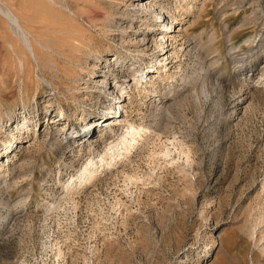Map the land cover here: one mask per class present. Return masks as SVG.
<instances>
[{"label":"rangeland","instance_id":"rangeland-1","mask_svg":"<svg viewBox=\"0 0 264 264\" xmlns=\"http://www.w3.org/2000/svg\"><path fill=\"white\" fill-rule=\"evenodd\" d=\"M0 1V264H264V0Z\"/></svg>","mask_w":264,"mask_h":264},{"label":"bare ground","instance_id":"bare-ground-1","mask_svg":"<svg viewBox=\"0 0 264 264\" xmlns=\"http://www.w3.org/2000/svg\"><path fill=\"white\" fill-rule=\"evenodd\" d=\"M48 2H50V3H55L54 2V0H48ZM152 2V0H150L149 2H147V1H145V0H136V2L135 3H133L132 5H136V6H142V7H139V8H137V9H135V10H139V11H142V12H144V11H146L147 10V8H150V6L149 5H151L150 3ZM152 4H155V0L153 1V3ZM138 12V11H137ZM0 13L5 17V18H7L8 20H9V22L13 25V28H14V30L18 33V35L20 36V38L22 39V41L25 43V45H26V47H27V50L29 51V53L31 54V55H33L34 54V52H33V48H32V46H31V44L29 43V41H28V35H27V33H26V30L22 27V25L20 24V22H19V20H18V16H17V14H16V12L8 5V4H6L5 2H2V1H0ZM157 20V19H156ZM130 21V20H129ZM116 22V26H118V27H121L120 26V23H119V21H117V20H115L114 19V17L113 18H110V17H106V24L107 25H109V26H111L110 24L111 23H115ZM87 23H89V22H87ZM131 23V22H130ZM162 23H165V21L163 20L161 23H160V25L162 24ZM166 24V23H165ZM170 25L171 24H166V25H164V28H163V30H165L166 31V33L169 31V28L171 29V27H170ZM96 26V25H95ZM126 28H127V26H125V27H123V28H121L123 31H125L126 30ZM122 32V31H121ZM164 33V32H163ZM162 35V38H165V37H168V36H165L166 34H161ZM169 35V34H168ZM75 39H77V38H75ZM168 39V38H167ZM186 42H187V40H186ZM79 56V55H78ZM153 64H150V65H148V66H152ZM107 67H110V65H106ZM146 66H142V65H140L139 67H138V69L133 73L134 74V78L135 77H137L138 79H140V81H136V84H137V86L139 85L140 87L141 86H144V84L146 85V83H145V81H144V78H146V74L147 73H149L150 71L149 70H152L153 69V67H152V69L151 68H148V67H146L147 69H145L144 70V68H145ZM121 68L123 69V70H119L118 71V73H122V74H124L125 75V77H126V67L124 68V64L123 65H121ZM133 69V68H132ZM155 70V69H154ZM157 70V69H156ZM250 71V70H249ZM149 77V76H148ZM172 77V75L171 74H169L168 75V78H171ZM113 80H115V78H113ZM101 82L100 83H98V82H96V84H99L101 87H107V85H106V83H108L106 80H100ZM124 80H116V82H115V84H112V85H109V88H112L113 89V91H115V90H117V91H120V90H122V88H124V87H122V85H124ZM147 82H148V80H147ZM125 86V85H124ZM116 88V89H115ZM144 89V88H143ZM120 92H122V91H120ZM118 101H115V102H113L111 105H114V107L116 108V111L117 110H120V104H118L117 103ZM172 103V102H171ZM169 107V106H168ZM117 112H119V111H117ZM110 118H111V116H106L105 117V119L102 121V123L100 124V126L102 125V129H101V131L104 129V134H107V133H111V132H114V129H115V126L116 125H119L120 123H119V121L118 122H114V123H110L109 121H111L110 120ZM91 123V122H90ZM23 124V126H24V123H22ZM27 125V124H26ZM25 125V126H26ZM88 125V124H87ZM24 126V127H25ZM28 126V125H27ZM26 126V127H27ZM93 126V124L92 125H90V127L88 126L87 127V129H89V130H87L86 129V131L88 132H85L84 133V135H91V132H92V129H91V127ZM96 125H94V127H95ZM119 127V126H118ZM117 128V127H116ZM130 128L132 129V126H130ZM116 131V130H115ZM74 132V131H73ZM73 132H72V134H73ZM138 132V131H137ZM87 133V134H86ZM89 135V136H90ZM108 135V134H107ZM72 137H70V138H73L74 136H75V134H73V135H71ZM88 136V137H89ZM104 136V135H103ZM93 137V136H92ZM90 138V139H88V140H90L89 142L90 143H93V144H95V143H98V141H100V138ZM109 137V136H108ZM132 137V136H131ZM82 138V137H81ZM87 140V141H88ZM86 141V140H85ZM103 141V140H102ZM87 144V143H86ZM92 144V145H93ZM124 144H126V146H127V142H124ZM97 145V144H96ZM53 146V145H52ZM91 148V147H90ZM89 148V149H90ZM127 148V147H126ZM126 148H125V150H126ZM106 153H104L103 155H105ZM102 158H104L102 155H101V159ZM91 160V159H90ZM94 163V162H93ZM92 164V163H91ZM78 175V181L80 182L81 180H84V179H90L93 175H94V173H93V169H91L89 166H87V164H84L83 165V167H82V170H80L79 171V174H77ZM73 177H74V175H73ZM72 178V177H71ZM71 180V179H70ZM77 181V182H78ZM72 183V182H71ZM71 183H69V184H71ZM74 183V182H73ZM73 185V184H72ZM80 185V184H79ZM71 186V185H70ZM65 187L67 188L68 187V182L65 184ZM66 190V189H65Z\"/></svg>","mask_w":264,"mask_h":264}]
</instances>
